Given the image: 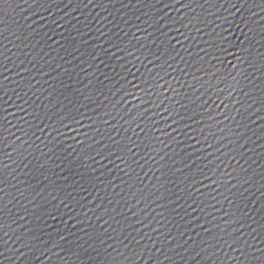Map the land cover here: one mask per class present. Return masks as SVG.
<instances>
[{
	"label": "water",
	"instance_id": "1",
	"mask_svg": "<svg viewBox=\"0 0 264 264\" xmlns=\"http://www.w3.org/2000/svg\"><path fill=\"white\" fill-rule=\"evenodd\" d=\"M0 79L150 131L264 148V0H0Z\"/></svg>",
	"mask_w": 264,
	"mask_h": 264
},
{
	"label": "snow or ice",
	"instance_id": "2",
	"mask_svg": "<svg viewBox=\"0 0 264 264\" xmlns=\"http://www.w3.org/2000/svg\"><path fill=\"white\" fill-rule=\"evenodd\" d=\"M201 2H202V0H201ZM216 2L218 3L219 0H216ZM233 2H234V4H235V3H239L240 0H233ZM245 2H246V0H245ZM191 3H192V0H188V5H189V7L191 6ZM221 39H223L222 36H221ZM228 42H229V41H228ZM239 48H240V49H243V48H244V44H241V45L239 46ZM237 55L240 57V59L237 60L236 67H241V68H243V65H241V59L250 58L249 52H246V53H245V52H240V53H238ZM230 75H231V73H230ZM232 80L236 82V81H237V76H232ZM135 87H136V86H135ZM230 87H232V86H230ZM168 112H169V118H175V119L177 120L178 123L181 122V121H180V112H177V111L175 110V108H171V109H169ZM0 115H2V114H0ZM71 118L74 119L75 117H71ZM4 119H5V117H4ZM0 135H3V126H0ZM125 149H126L127 152L131 155V152H132L131 146H129V145H125ZM133 159H134V157H133ZM211 182H212V181L210 180V183H211Z\"/></svg>",
	"mask_w": 264,
	"mask_h": 264
}]
</instances>
